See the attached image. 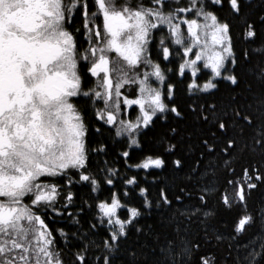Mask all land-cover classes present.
<instances>
[{
    "label": "snow or ice",
    "instance_id": "snow-or-ice-1",
    "mask_svg": "<svg viewBox=\"0 0 264 264\" xmlns=\"http://www.w3.org/2000/svg\"><path fill=\"white\" fill-rule=\"evenodd\" d=\"M87 106L96 134L120 126L124 169ZM221 205L241 209L230 233ZM58 236L68 264H264V0H0V264H66Z\"/></svg>",
    "mask_w": 264,
    "mask_h": 264
},
{
    "label": "trees",
    "instance_id": "trees-1",
    "mask_svg": "<svg viewBox=\"0 0 264 264\" xmlns=\"http://www.w3.org/2000/svg\"><path fill=\"white\" fill-rule=\"evenodd\" d=\"M89 6H90V10H91L92 0H89ZM80 23H81L80 17L79 16L75 17L74 24L77 27H79ZM77 35L79 36L78 33H77ZM158 39L159 38L157 37L156 39L153 40V45L155 46L153 51H154V55H157V56H158L159 52H162L161 51L162 49L159 48ZM237 39H239V32H237ZM81 43H83V39H81ZM162 63H164V61ZM173 67L175 68V64L173 65ZM173 79L176 81H180V80H183L184 78L174 76ZM185 87H186L185 84L180 83L178 99L180 100L181 104H183L186 107L191 98L188 95H186ZM226 94H227V88L222 87L221 88V95L223 96ZM86 121L89 124L90 142L94 143L97 139H103V140H105V142H110V147H109V150L107 153L108 162L110 164H115V165L119 166L121 169H124L125 168V162H124V160H122L118 157V153L121 152L123 150V147H124L123 144L120 143L122 138L115 136V130H113L107 126L104 127V132H103L102 136L95 133V127L102 125L103 123L101 121H98V118L93 115V110H92L91 106L86 107ZM109 129H111L112 131H109ZM137 156H138V150L131 157L132 163L137 162ZM90 163H91L93 169L103 168V157H94V156L90 157ZM247 163H248V160L246 159L245 161H243L241 163V165H237L236 173H235V175L237 177V182H239L238 178H239L240 173L242 171L243 164H247ZM128 174L129 175H137V179L141 182L142 186H145V187L149 186L150 178H147V177L143 176L142 174H138L136 169H128ZM231 177H232V174H230V173H224V172L220 173V185H219V187L221 190H226L227 194L230 197L234 195L233 188L228 186V184H227V180L231 179ZM119 187L120 186L118 185L117 190H119ZM111 188H112V186L105 185L102 195L104 197L110 196L111 195ZM75 190L78 191L81 196H86L88 193L87 188H77ZM151 191H152V195H156V189L154 186L151 188ZM219 195H220V193L218 192L216 194L215 199H214V203H219ZM259 200H260V196L258 195L257 201H256V206H258ZM249 203H252V201H250ZM71 210L74 212V214H76V210L74 208H71ZM52 215L53 214H51V213L48 214V217L46 218V222L49 224L50 228L55 230L57 227V224L52 219ZM82 215H83V222L85 224V227H87V224H88L89 220L91 219L92 213L89 212L87 214H82ZM239 217H241V209L240 208H234L231 211H224L223 207L221 205V212H220L219 217H217V221H216L217 227H219L220 230L223 232L230 233L233 231L234 226L236 225L237 219ZM57 219H58V217H57ZM60 226H64V225L61 224ZM259 230H260V225L257 224L254 228L250 229L247 233L241 235V242H246L250 237H252L254 234H256ZM104 235H105V233L103 231H101L97 235L96 240L99 241L100 239L103 238ZM57 244H58V247L63 250L62 255H63V258H64L66 264H68V262H70V261H73L74 257L72 256V252H74L76 250L75 247H73L70 251L69 248L65 246L64 242L59 238V236L57 237Z\"/></svg>",
    "mask_w": 264,
    "mask_h": 264
},
{
    "label": "rangeland",
    "instance_id": "rangeland-1",
    "mask_svg": "<svg viewBox=\"0 0 264 264\" xmlns=\"http://www.w3.org/2000/svg\"><path fill=\"white\" fill-rule=\"evenodd\" d=\"M179 2L182 4L184 2V0H179ZM184 27L186 28V25ZM165 42L168 43L167 40ZM194 51H195V49H194ZM164 63H166V61H164ZM206 71L210 72V70H206ZM131 87L133 89L132 91H128L127 90L128 86H126L125 89H121V91L125 95L129 96V98L139 99L140 95H141L140 92H139V88L137 86H135V85H133ZM121 108H122V112L121 113H117L118 119L121 116L126 117L128 119H134L136 117V115H138V108H139L138 105H134L131 108H129L126 104H122ZM101 122L103 123V121H101ZM106 126L111 128V129H113V130H115L116 128L120 127L119 125H116L115 127L112 126V125H106ZM119 138H122V137H119ZM61 184H63V181H61ZM25 202H27V198L25 199Z\"/></svg>",
    "mask_w": 264,
    "mask_h": 264
},
{
    "label": "flooded vegetation",
    "instance_id": "flooded-vegetation-1",
    "mask_svg": "<svg viewBox=\"0 0 264 264\" xmlns=\"http://www.w3.org/2000/svg\"><path fill=\"white\" fill-rule=\"evenodd\" d=\"M85 76L87 77V78L85 77V84H86V85H87V84H90L91 81H93V80L96 79L95 77H91V80H89V77L91 76L90 73H86Z\"/></svg>",
    "mask_w": 264,
    "mask_h": 264
}]
</instances>
